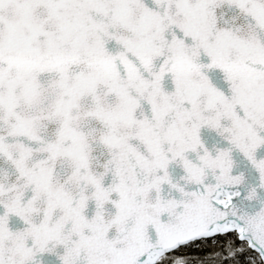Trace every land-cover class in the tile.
Returning a JSON list of instances; mask_svg holds the SVG:
<instances>
[{
    "label": "snow or ice",
    "instance_id": "1",
    "mask_svg": "<svg viewBox=\"0 0 264 264\" xmlns=\"http://www.w3.org/2000/svg\"><path fill=\"white\" fill-rule=\"evenodd\" d=\"M0 264H264V0H0Z\"/></svg>",
    "mask_w": 264,
    "mask_h": 264
}]
</instances>
